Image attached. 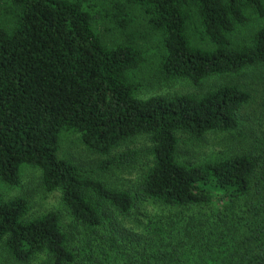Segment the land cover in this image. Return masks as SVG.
<instances>
[{"label":"trees","instance_id":"1","mask_svg":"<svg viewBox=\"0 0 264 264\" xmlns=\"http://www.w3.org/2000/svg\"><path fill=\"white\" fill-rule=\"evenodd\" d=\"M0 5V183L18 188L29 168L60 197L59 210L34 215L27 197L0 196V264H264L262 152L178 156L182 137L236 130L251 94L229 83L142 99L128 78L146 61L145 38L162 83L264 69V24L234 42L264 20L263 0ZM103 26L122 38L105 40ZM64 133L101 159L96 176L61 153Z\"/></svg>","mask_w":264,"mask_h":264},{"label":"rangeland","instance_id":"2","mask_svg":"<svg viewBox=\"0 0 264 264\" xmlns=\"http://www.w3.org/2000/svg\"><path fill=\"white\" fill-rule=\"evenodd\" d=\"M0 22H4L1 13ZM263 24L264 20L253 17L250 24L236 32L235 44L247 41L250 35ZM110 28L108 31L105 30V26L102 27V30L99 29L105 40L116 41L122 38L120 34L116 31L113 32ZM143 29L144 27L140 23L133 26L130 33H135L138 40L141 36L139 33H143ZM139 41V44L146 50V61L137 70L130 72L128 76L129 81L136 89L135 93L138 98L145 99L155 95H201L229 83L238 85L252 96L250 104L245 106L240 113V123L236 130L227 133L210 132L199 140L187 136L182 137L178 150L181 162L200 164L217 158L230 157L235 153L247 152L249 147L258 153L262 152L264 155V111L259 105L264 89V69L249 67L235 75L204 79L199 84H192L185 80L162 83L153 76L156 66L155 54L152 51L153 40L145 38L139 39ZM132 147H135V143L131 145ZM61 153L76 162L85 175L96 176L101 159L87 151L78 135L73 133L62 135ZM129 179L133 181L134 175ZM122 183L127 182L123 181ZM0 196L4 199H12L18 196L27 197L31 212L34 215L59 210V194L44 191L40 183L39 173L29 168L22 171V181L18 188L13 189L0 183Z\"/></svg>","mask_w":264,"mask_h":264}]
</instances>
